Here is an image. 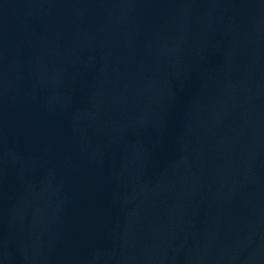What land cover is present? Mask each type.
<instances>
[{
	"label": "water",
	"instance_id": "obj_1",
	"mask_svg": "<svg viewBox=\"0 0 264 264\" xmlns=\"http://www.w3.org/2000/svg\"><path fill=\"white\" fill-rule=\"evenodd\" d=\"M0 264H264V0H0Z\"/></svg>",
	"mask_w": 264,
	"mask_h": 264
}]
</instances>
